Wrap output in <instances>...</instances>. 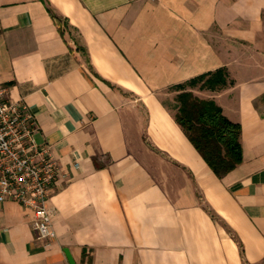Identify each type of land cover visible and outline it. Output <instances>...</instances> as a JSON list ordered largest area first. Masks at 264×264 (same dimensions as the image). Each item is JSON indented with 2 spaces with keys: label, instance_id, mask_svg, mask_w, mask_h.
Listing matches in <instances>:
<instances>
[{
  "label": "crops",
  "instance_id": "obj_1",
  "mask_svg": "<svg viewBox=\"0 0 264 264\" xmlns=\"http://www.w3.org/2000/svg\"><path fill=\"white\" fill-rule=\"evenodd\" d=\"M219 68L226 86L192 91L242 126L223 178L175 120V86ZM1 86L31 106L61 176L49 243L0 202V264L264 261V0H0Z\"/></svg>",
  "mask_w": 264,
  "mask_h": 264
},
{
  "label": "built area",
  "instance_id": "obj_2",
  "mask_svg": "<svg viewBox=\"0 0 264 264\" xmlns=\"http://www.w3.org/2000/svg\"><path fill=\"white\" fill-rule=\"evenodd\" d=\"M39 122L24 99L0 87V202L19 203L32 214L37 240L57 237L50 200L61 176L52 145L36 140Z\"/></svg>",
  "mask_w": 264,
  "mask_h": 264
},
{
  "label": "trees",
  "instance_id": "obj_3",
  "mask_svg": "<svg viewBox=\"0 0 264 264\" xmlns=\"http://www.w3.org/2000/svg\"><path fill=\"white\" fill-rule=\"evenodd\" d=\"M48 11L61 36L66 39L69 34L72 39H76L69 19L56 13L50 6ZM76 45L78 51L87 54L86 47L77 41ZM70 48L73 50L71 46ZM227 83V69L219 68L175 86L178 91L175 120L218 178L226 176L243 161L242 126L225 115L223 108L215 100L200 98L192 89L200 85L201 88L217 90Z\"/></svg>",
  "mask_w": 264,
  "mask_h": 264
},
{
  "label": "rangeland",
  "instance_id": "obj_4",
  "mask_svg": "<svg viewBox=\"0 0 264 264\" xmlns=\"http://www.w3.org/2000/svg\"><path fill=\"white\" fill-rule=\"evenodd\" d=\"M72 33L74 34V36H77L78 37V33L76 31L73 30ZM67 37H68V39L71 38L69 34H67ZM258 264H264V261H262V262H260Z\"/></svg>",
  "mask_w": 264,
  "mask_h": 264
},
{
  "label": "water",
  "instance_id": "obj_5",
  "mask_svg": "<svg viewBox=\"0 0 264 264\" xmlns=\"http://www.w3.org/2000/svg\"><path fill=\"white\" fill-rule=\"evenodd\" d=\"M67 254H68V251H67ZM69 258H70V254H68Z\"/></svg>",
  "mask_w": 264,
  "mask_h": 264
}]
</instances>
